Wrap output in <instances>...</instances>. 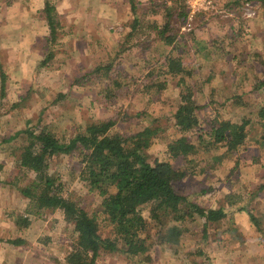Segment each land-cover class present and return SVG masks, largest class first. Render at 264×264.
Instances as JSON below:
<instances>
[{
    "label": "rangeland",
    "instance_id": "rangeland-1",
    "mask_svg": "<svg viewBox=\"0 0 264 264\" xmlns=\"http://www.w3.org/2000/svg\"><path fill=\"white\" fill-rule=\"evenodd\" d=\"M242 1L221 0L226 11L224 17L206 14L195 18L201 23L172 25L168 36L177 37L171 45H165L158 36L163 28V13L157 16L154 28L148 24V18L153 17L151 10L139 5L133 14L129 11L126 15V23L103 26L104 33L110 35L101 40V49L97 50L92 39L81 41L77 36L74 40L64 36L81 29L79 22L70 26L65 17L59 16L57 41L52 47L45 42L49 30L43 31L42 26L33 23L26 33L31 35L37 31L36 34L46 33V36L38 38L36 45L31 44L29 51L34 55L30 56L26 49L30 57L26 58L22 72L17 68L8 72L7 50H3L4 44L0 42V70L6 76L4 93L0 92V141L36 126L47 127L66 143L90 124L108 120L115 122L111 133L132 135L153 127L158 129V134L146 149L148 160L150 163L169 161L176 169L182 167L180 170L185 171L186 177L177 184V189L189 202L207 209L232 206L235 212L247 206L246 218L252 236L238 230L232 217L234 212L210 224H204L203 219L194 215L181 223L183 234L179 242L163 246L158 238L159 227L148 219L150 207L144 206L143 216L150 222L145 231L147 256L129 259L122 253H103L96 264H230V257L235 258L233 251L238 254L244 251L247 240L248 243L256 240L259 248H264V188H261L264 186V140L258 116L264 107V87L253 91L264 81V0H248L256 17L247 21L241 17ZM5 13L0 8L4 23L23 21L18 11L9 12L11 16ZM15 23H8L5 30L23 32L22 24ZM213 23L217 24L210 25ZM218 24H221L218 34L210 32ZM130 33L133 36L127 38ZM32 46L38 50L43 46V54L37 55ZM85 48L86 54H83ZM91 49L94 52L91 59L101 64L98 67L102 80L82 88L86 79L90 82L98 76L83 73V66L89 60L84 59L90 56ZM48 50L53 54L52 60L38 69ZM165 57L181 58L185 71L192 74L166 76ZM108 65L110 70H104ZM209 77L211 80L207 81ZM180 79L200 108L196 112L197 128L183 134L174 126L181 95L186 94L177 85ZM162 83L166 84L165 88L157 90L156 85ZM243 119L249 120L244 144L231 152L225 150L224 144L211 145L208 135L214 124L221 121L240 124ZM180 136L189 137L197 149L185 159H171L167 144ZM25 144V135L20 134L0 145V185L9 187L8 198L19 209L10 211L11 220L27 217L31 227L28 238L44 244L40 247L45 256L51 254L54 262L65 264L63 258L76 241L73 226L65 222L59 210L34 215L29 200L16 194L34 178L32 172L19 165L21 147ZM82 166V157L76 151L50 159L48 173L61 184L65 198L96 217L102 237H109L112 230L101 213V199L83 181ZM29 211L31 214H27ZM246 254L263 262V254L259 255L253 247H248Z\"/></svg>",
    "mask_w": 264,
    "mask_h": 264
},
{
    "label": "trees",
    "instance_id": "trees-1",
    "mask_svg": "<svg viewBox=\"0 0 264 264\" xmlns=\"http://www.w3.org/2000/svg\"><path fill=\"white\" fill-rule=\"evenodd\" d=\"M133 1L128 0V3L134 12L138 6ZM178 1L147 0L144 4L138 3L140 8L150 9L152 16L157 17L163 13V28L158 32V36L165 45H171L177 37L168 36L171 26L186 22L187 14ZM54 10L46 1L41 14L49 30V38L45 42L50 47L55 44L58 35L59 17ZM201 15L204 14L198 16ZM196 19L193 23L199 22ZM153 27L155 28L156 24ZM52 57L51 50H48L37 68L45 67ZM164 60L166 76L191 75L185 71L181 58L165 57ZM109 67L106 66L104 70H110ZM5 79V74L0 70L1 94L4 93ZM184 84L182 79L177 82L178 86L186 90V94L180 92L182 94L180 104L174 114V126L181 134L197 128L196 112L200 109L192 99L191 91L186 89ZM165 86L166 84L162 83L156 85V88L162 90ZM261 87H264V81L255 86L253 91ZM258 116L261 121V138L264 140V107L260 108ZM248 123L249 120L244 119L240 124L229 121L217 122L208 135L209 139H212L211 145L224 144L226 151H235L247 140L245 127ZM114 126L115 122L112 120L90 124L83 133L76 135L67 143L59 140L47 127L39 126L33 130L28 128L0 141L1 145L12 141L20 134L25 135L26 144L21 147L19 165L32 172L34 178L18 192L32 204L34 215H39L45 210L50 212L59 210L65 222L73 226L76 241L71 246V251L63 258L65 264H96L98 257L103 253H122L129 259L147 256L149 246L145 231L150 222L147 223L143 216L144 206L150 207L148 219L159 227L158 238L161 239V246L175 245L179 242L183 234L181 223L189 216L196 215L204 220V224H210L217 223L235 212L232 206L228 209L222 207L207 209L189 202L177 189V184L186 177L185 171L180 170L182 167L176 169L169 161L149 162L146 149L157 136L158 129L146 127L132 135H124L111 133ZM195 149L197 146L189 137L180 136L169 142L166 150L171 159H185L194 153ZM76 151L82 157L83 181L89 191L101 199V213L112 230L109 237H102L96 217L75 201L65 198L61 184L48 173L50 159ZM246 207L242 206L236 211L246 212ZM249 217L253 220L251 215ZM14 223L18 228H26L29 225L27 217L22 216ZM19 242L14 240L11 243L16 245Z\"/></svg>",
    "mask_w": 264,
    "mask_h": 264
},
{
    "label": "crops",
    "instance_id": "crops-1",
    "mask_svg": "<svg viewBox=\"0 0 264 264\" xmlns=\"http://www.w3.org/2000/svg\"><path fill=\"white\" fill-rule=\"evenodd\" d=\"M46 1H48L54 7V13H57L58 17L63 16L68 20L67 22L70 26L76 25L78 24V22L82 25L81 29L74 30V32L72 31L64 36H68L72 40H74V37L77 36L79 37L78 40L81 41L92 39L94 40L93 47H95V50H97V48L101 49V40H104L106 37H108L107 35H110V33H104V25L126 23V15L129 13V11H131V13L133 14L128 0H0V8H3L5 10V14L11 16L12 14L9 12L18 11L19 13H21L20 17L23 19V21L18 22L22 24L24 30L23 32H17L18 30L16 29H8L6 31V28L4 27H7L8 23L13 24L15 22H8L7 20V22L4 23V21L6 20L3 16H0V42H3L4 44L3 50H7L6 55L8 56V61L5 62V64L9 68L8 72H10L13 68H17L20 72H22V66L24 65V62L27 61L26 58L34 55L29 51L31 44L33 43V45H36V40L38 38L41 39L42 37L46 36V33L42 35L36 34L37 31H35V33L33 32V34L31 35H28L26 33L28 32V29L31 28V24L33 23L38 26H42L43 31H47V23L41 16ZM142 1L144 0H134L133 2L138 6L139 4H142L140 3ZM70 14L71 18L69 19ZM148 19V24L153 26L154 24H157L156 21L157 19H159V17L153 16ZM215 24L217 23H213L210 25ZM220 28L221 24H218L217 27L211 29L210 32L217 33L216 31ZM2 30L5 31L2 32ZM131 36H133L132 33L127 34V38ZM154 39L155 38L151 39V41H153ZM27 41H29L28 45L26 44ZM41 47L43 50V46ZM41 47L38 50L36 47L35 49H33L32 46L31 50L33 49L34 52L36 51L35 53H37V55H40V53L42 52ZM26 49L28 50V54H30V56H28ZM83 54H86V48L83 51ZM89 55L90 56H87L84 59L89 60L83 66V73L87 72L89 74L98 76L95 79H91L92 81L90 82L86 79V83L82 85V88L88 87L89 84L95 83L96 80H102V77H100L101 70H99L98 67L101 64L97 62L96 59H91L94 58L92 57L94 55L92 49L91 51H89ZM195 71L196 70H194V72ZM209 80H211L210 77L207 78V81ZM100 96L101 95H99V97ZM9 191H11L9 187L0 185V264H59L54 262L56 260L52 258L51 254L49 257L43 254L42 248L40 246H43L44 244H39L40 242H38V239L32 241L31 238H28L27 232L29 229H31L30 226H28L27 228H18L11 220L12 213L10 211H19V209L15 208V203L11 201L10 198H8V196L10 195ZM16 194L19 198L22 197L20 194ZM232 217L235 222L234 224L238 226V230L243 233V235L246 236V232H248L249 236H252L253 233H250L252 228L247 224L246 212H234ZM13 233L15 235L14 238L10 236V234ZM14 240H19L20 242L14 245L11 243ZM244 245L246 248H244V251H242L240 254H238L236 251H233L232 255L235 258L230 257V264L264 263V248H259L256 240L252 243H248L247 240ZM36 247H39L38 249L40 252L36 251ZM248 247H253L254 249L258 250L259 255H261L262 253L263 262L259 261L257 258H254L252 255H247L246 251ZM46 254L49 255L47 250Z\"/></svg>",
    "mask_w": 264,
    "mask_h": 264
},
{
    "label": "built area",
    "instance_id": "built-area-1",
    "mask_svg": "<svg viewBox=\"0 0 264 264\" xmlns=\"http://www.w3.org/2000/svg\"><path fill=\"white\" fill-rule=\"evenodd\" d=\"M186 12L187 26L191 25L201 13L204 15L224 17L226 11L222 8L221 0H179ZM241 17L243 20H251L256 17V11L248 0L242 1Z\"/></svg>",
    "mask_w": 264,
    "mask_h": 264
}]
</instances>
